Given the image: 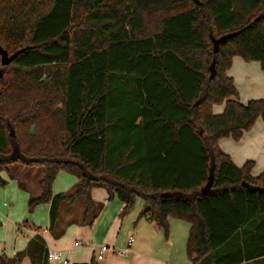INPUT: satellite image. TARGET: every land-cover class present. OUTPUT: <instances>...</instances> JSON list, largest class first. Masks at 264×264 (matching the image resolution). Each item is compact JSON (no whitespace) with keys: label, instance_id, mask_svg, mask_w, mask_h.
<instances>
[{"label":"trees","instance_id":"trees-1","mask_svg":"<svg viewBox=\"0 0 264 264\" xmlns=\"http://www.w3.org/2000/svg\"><path fill=\"white\" fill-rule=\"evenodd\" d=\"M0 46L17 53L0 64V185L11 163L41 167L28 205L49 204V231L79 198L90 223L102 186L122 212L141 198L166 238L169 217L187 221L190 264H264V170L218 145L264 124L227 73L233 56L264 71V0H0ZM60 171L77 184L53 193ZM47 250L35 232L0 264Z\"/></svg>","mask_w":264,"mask_h":264},{"label":"crops","instance_id":"crops-1","mask_svg":"<svg viewBox=\"0 0 264 264\" xmlns=\"http://www.w3.org/2000/svg\"><path fill=\"white\" fill-rule=\"evenodd\" d=\"M256 62L244 61L239 56H233L227 70L237 88L239 100L243 103L247 98V100L264 99V90H261L259 83L260 81L264 83V71ZM241 87L244 89L243 94ZM222 109L223 104L212 106V111L215 113L221 112ZM257 120L249 130L243 132L239 140L223 137L218 141L219 147L229 155L235 165L242 166L247 160L253 161L251 176H256L264 170V124ZM3 171L7 174L6 177L3 176L6 180L4 186L9 185L0 188V195L4 194L6 198L11 199V202L9 206L3 202L4 208L0 207V255L12 256L16 251L24 248L31 235L39 232L47 248L61 251L68 259L67 264L88 262L91 258L94 259L95 264H190L186 253V238L189 230L187 221L169 217V235L166 238L162 230L143 213L147 210L133 211L131 210L133 204L128 211L122 212V202L116 196L108 198L106 190L98 186L90 189L91 198L100 205L93 220L90 223H81V210L77 218L79 225L64 228L58 238H54L48 230V203H43V209L39 210L47 217V220H43V227L36 225L35 220L29 222L25 219L22 224L18 223L21 213L17 212V207L22 204L21 200L27 199L28 204L29 199L37 197L41 192V167L11 163ZM54 181L52 192H62L54 189ZM75 184L76 180L70 179L68 185L71 186L64 191H69L75 187ZM38 204L41 203L34 204L31 209L33 210ZM130 236L133 237V241L128 244ZM77 237L87 239L88 244L84 245L85 247L78 246L75 243V241L80 242ZM100 243L115 247L127 246L128 251L124 256L105 253L104 257L98 260L96 254ZM23 263H28V259L25 258Z\"/></svg>","mask_w":264,"mask_h":264},{"label":"rangeland","instance_id":"rangeland-1","mask_svg":"<svg viewBox=\"0 0 264 264\" xmlns=\"http://www.w3.org/2000/svg\"><path fill=\"white\" fill-rule=\"evenodd\" d=\"M259 83H260V86L262 87L261 90H264V83H263V81L262 82L260 81ZM240 89H241V92L243 94L244 89L242 87ZM247 99H246V101H247ZM261 99H263V98H261ZM215 107H217V105ZM257 119H258L257 121H259V123H261L263 125L262 120H261V117L258 116ZM4 175L6 177L7 174H6V172L2 171L1 172V176L3 177ZM67 177H70V178H67ZM70 179L76 180V178H74V176L71 175L70 173H67L65 171L58 172L57 175H56L55 181H54V189H57V192L59 190H61V191L66 190L67 188H69L71 186V185H68V182H69ZM76 184H77V180H76ZM76 184L74 186H76ZM7 185H9V184H7ZM6 186H4V185L1 186L0 185V188L2 189L4 187H6ZM98 187H102V186H98ZM72 188H74V187H72ZM1 195H0V207H3V202H6V204L9 206L10 205V202H11V199L6 198L4 196V194H2V193H1ZM21 202H22V204L17 207V212H20L21 213V214H19V220L17 222L22 224L25 219H27L29 222H32L33 220H35V224L36 225H39V226L43 227L44 226L43 220H45V219L47 220V217L45 216V214L43 213V211L42 212L39 211L40 209H43V207H44L43 206V203L38 204L32 210L31 209L32 207H30L27 204V199H24L23 198L21 200ZM8 206H6V207H8ZM144 207H145V204L143 203L142 199L139 198V197H137V198H135L134 206H133V208L131 210L135 211V210L138 209V212H139L140 210H143ZM81 208H82V199L81 198H79L75 204H70L68 202L63 203L62 206H61V216H60V219L58 221L57 228H55V230L57 232H59V231H62L66 227H71L73 225H79L78 224V221H77V218L80 216L79 215V212L82 210ZM0 221H1V218H0ZM54 231H49V232H50V234L54 238H58L60 234L58 236H56L53 233ZM122 233L125 234L124 232H122ZM121 236H122V234H121ZM77 238L81 242V243L78 244V246L79 245L80 246H84V245H87L88 244L87 239L81 238V237H77ZM75 243H76V241H75Z\"/></svg>","mask_w":264,"mask_h":264},{"label":"built area","instance_id":"built-area-1","mask_svg":"<svg viewBox=\"0 0 264 264\" xmlns=\"http://www.w3.org/2000/svg\"><path fill=\"white\" fill-rule=\"evenodd\" d=\"M133 241V237L130 236L128 238V244H130ZM80 242L77 241L76 244H79ZM128 251V247H115L113 245L100 243L98 245V252L96 254V259L100 260L104 257L105 253H113L117 255L124 256ZM47 260L48 263H55V264H67L68 259L62 254L61 251L53 250L48 248L47 250Z\"/></svg>","mask_w":264,"mask_h":264},{"label":"water","instance_id":"water-1","mask_svg":"<svg viewBox=\"0 0 264 264\" xmlns=\"http://www.w3.org/2000/svg\"><path fill=\"white\" fill-rule=\"evenodd\" d=\"M17 53H11V54H8L6 52V50H4L1 46H0V64L1 65H7L9 64L13 58L16 56ZM242 184L245 186V187H250L249 184L245 181H242ZM148 209V205L145 204V207H144V210H147Z\"/></svg>","mask_w":264,"mask_h":264}]
</instances>
